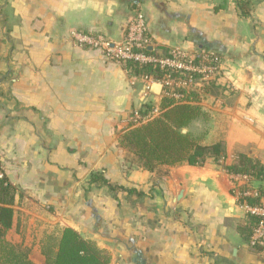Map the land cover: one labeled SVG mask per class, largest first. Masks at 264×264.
Here are the masks:
<instances>
[{
	"label": "crops",
	"instance_id": "obj_1",
	"mask_svg": "<svg viewBox=\"0 0 264 264\" xmlns=\"http://www.w3.org/2000/svg\"><path fill=\"white\" fill-rule=\"evenodd\" d=\"M0 0V155L16 188L7 238L41 248L66 227L111 251V264H264L239 230L246 211L231 174L203 166L143 169L118 133L134 110L164 93L126 63L75 43L83 31L121 43L135 5L145 14L153 53L173 48L220 58L223 90L202 105L205 132L264 162V0ZM204 118V119H203ZM103 171L113 184L90 183Z\"/></svg>",
	"mask_w": 264,
	"mask_h": 264
},
{
	"label": "trees",
	"instance_id": "obj_2",
	"mask_svg": "<svg viewBox=\"0 0 264 264\" xmlns=\"http://www.w3.org/2000/svg\"><path fill=\"white\" fill-rule=\"evenodd\" d=\"M250 4L251 0L238 1L242 15L250 14ZM147 52L153 53L150 48H147ZM126 64L136 76L153 75L160 79L164 74L153 64L141 65L131 61ZM223 89L217 78L204 83L201 90L165 87L169 93L180 92L183 97L176 99L164 95L157 106L142 105L138 111L144 120L138 124L130 118L129 124L118 133L119 145L134 156L136 164L149 171H156L163 165L203 166L211 160L223 166L231 175L252 174L258 179L263 178L264 162L260 156L239 152L231 163L226 164L228 155L224 142L208 143L204 139L205 133L196 134L190 129L195 120L206 116L203 100L209 95H218ZM184 129L187 131L184 132ZM90 183L106 186L113 192L125 191L139 197L144 194L134 188L111 183L103 171L93 172ZM254 186V182L241 184L232 189V193L238 194L240 204L257 206L264 201L263 183L257 184L258 194L244 195L246 190ZM15 196L16 188L5 176L0 178V264H36L30 258L29 249L7 238L15 215ZM259 221L258 215L246 212L245 219L238 225L249 242ZM250 246L256 250L264 248V244ZM40 252L44 264H111L112 261L110 250L101 247L93 239L83 237L71 227L64 228L59 236H48Z\"/></svg>",
	"mask_w": 264,
	"mask_h": 264
},
{
	"label": "built area",
	"instance_id": "obj_3",
	"mask_svg": "<svg viewBox=\"0 0 264 264\" xmlns=\"http://www.w3.org/2000/svg\"><path fill=\"white\" fill-rule=\"evenodd\" d=\"M73 38L75 43L80 46L100 50L109 60L121 63L131 61L141 65L153 64L159 67L164 73L160 79L153 75L140 76L145 83V94L151 91L153 83L157 81L161 83L164 95L181 99L183 95L180 92L169 93L165 90V87L201 90L204 83L217 78L221 66L220 58L212 51L192 54L179 48H173L164 55L147 52L151 42L147 34L145 14L138 4L135 5L129 17L125 27V36L121 43L113 44L105 35L83 31L74 32ZM131 120L139 124L144 120V117L136 109L132 113ZM231 176L236 187L248 182H254L256 186L246 190L244 195L258 194L257 184L259 182L264 184V177L258 179L252 174ZM2 177V158L0 155V178ZM241 205L246 212L260 217V221L251 237L250 245L264 244V201L257 206H250L246 203Z\"/></svg>",
	"mask_w": 264,
	"mask_h": 264
},
{
	"label": "rangeland",
	"instance_id": "obj_4",
	"mask_svg": "<svg viewBox=\"0 0 264 264\" xmlns=\"http://www.w3.org/2000/svg\"><path fill=\"white\" fill-rule=\"evenodd\" d=\"M204 119V118H203ZM206 120V119H205ZM205 120H199L194 126L191 125L190 129L196 133V134H201V133H205L206 131H208L207 128H210L211 123H206ZM211 132V131H210ZM209 132V141H206L208 143L214 142L215 141V135H212V133ZM206 138V135H205ZM204 138V139H205ZM126 157L128 158V160L131 162H137L136 159L134 158V156L130 153L127 152ZM135 160V161H134ZM23 246V245H22ZM25 248L29 249L30 251V258L36 263V264H44V257L40 252V248L38 246H24Z\"/></svg>",
	"mask_w": 264,
	"mask_h": 264
},
{
	"label": "water",
	"instance_id": "obj_5",
	"mask_svg": "<svg viewBox=\"0 0 264 264\" xmlns=\"http://www.w3.org/2000/svg\"><path fill=\"white\" fill-rule=\"evenodd\" d=\"M183 131H184V132H186L187 130H186V129H184Z\"/></svg>",
	"mask_w": 264,
	"mask_h": 264
}]
</instances>
